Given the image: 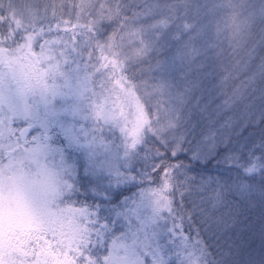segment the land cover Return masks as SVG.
Here are the masks:
<instances>
[{
	"label": "snow or ice",
	"instance_id": "1",
	"mask_svg": "<svg viewBox=\"0 0 264 264\" xmlns=\"http://www.w3.org/2000/svg\"><path fill=\"white\" fill-rule=\"evenodd\" d=\"M39 26L47 53L0 28V118L28 61L82 72L79 104L10 130L57 161L71 231L0 264H264V0H50Z\"/></svg>",
	"mask_w": 264,
	"mask_h": 264
},
{
	"label": "rangeland",
	"instance_id": "2",
	"mask_svg": "<svg viewBox=\"0 0 264 264\" xmlns=\"http://www.w3.org/2000/svg\"><path fill=\"white\" fill-rule=\"evenodd\" d=\"M49 3L50 0L0 3L11 11L10 31L24 32L33 44L43 36L41 43L46 53L53 46L39 22L43 19V8ZM40 62L45 66L37 69L33 81L20 87L22 102L12 106L6 99L3 102L7 123L0 118V247L7 244L10 234L26 241L32 231L59 229L58 220L64 214L72 215L70 209L59 206L64 177L50 154L41 152L35 144H24L25 151L19 149L5 158L7 149L22 145L10 139V130L16 123L34 121L38 113L58 108L67 98L74 97V103L79 104L83 97L80 70L74 67L64 70L55 53L42 56ZM0 63L13 64V54L0 48ZM68 224L71 227V222ZM48 249L46 246L43 250L45 256L50 254Z\"/></svg>",
	"mask_w": 264,
	"mask_h": 264
},
{
	"label": "trees",
	"instance_id": "3",
	"mask_svg": "<svg viewBox=\"0 0 264 264\" xmlns=\"http://www.w3.org/2000/svg\"><path fill=\"white\" fill-rule=\"evenodd\" d=\"M3 0H0V3L2 2ZM10 12L9 10H5L4 8H2L0 6V28H3L5 26H7L9 29H12V25H11V21H12V18L10 16ZM221 16H223V13H221ZM31 17V16H29ZM208 21H206L207 23ZM230 32L227 33V34H221L220 37H219V42L221 44H223L225 47L228 46V39L227 37L230 36ZM239 59H241V61H243L244 59V55H243V49L240 50V57ZM245 76H244V73L241 72L239 74V78L237 80V83H239V80L240 79H244ZM211 168V166H209ZM62 178V176H61ZM60 200H62V197L60 198ZM59 206H62L61 205V202H60V205ZM71 214L69 213L68 215L67 214H64L63 217H61V219L58 220V224L60 226L59 229H55L53 228L52 230H47V229H38L36 231H32L28 237V239L26 241L23 240V242H27V241H37L40 245H41V250L43 251L44 248L47 246V248H49V252H51V247H50V241L53 239V236L54 234L59 237L62 233L65 232V230H68V231H71V227H70V224H68L69 222H71ZM68 217H70L69 219H67ZM61 230V232H59ZM257 247H259V241H257Z\"/></svg>",
	"mask_w": 264,
	"mask_h": 264
},
{
	"label": "flooded vegetation",
	"instance_id": "4",
	"mask_svg": "<svg viewBox=\"0 0 264 264\" xmlns=\"http://www.w3.org/2000/svg\"><path fill=\"white\" fill-rule=\"evenodd\" d=\"M27 63L30 65V67L27 70L26 79H27V81H31V80L33 81V79L35 78V73H36L37 69L41 68L40 67V63L41 62L37 61V62L34 63L32 61H28ZM21 67H23V65H21ZM39 73H40V71H39ZM10 139L15 140L11 135H10ZM19 149L22 150V151H25L26 150V146L24 144H22V145H20V147L13 146L10 149H7L5 151V158H7L9 154H12V153L18 151ZM8 151H10V152L7 154Z\"/></svg>",
	"mask_w": 264,
	"mask_h": 264
},
{
	"label": "water",
	"instance_id": "5",
	"mask_svg": "<svg viewBox=\"0 0 264 264\" xmlns=\"http://www.w3.org/2000/svg\"><path fill=\"white\" fill-rule=\"evenodd\" d=\"M10 151L7 152V154L9 153Z\"/></svg>",
	"mask_w": 264,
	"mask_h": 264
}]
</instances>
